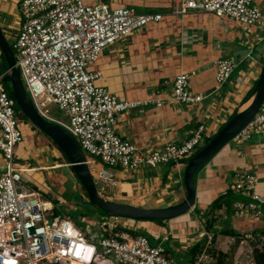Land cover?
I'll use <instances>...</instances> for the list:
<instances>
[{
	"label": "built area",
	"instance_id": "2783aa9c",
	"mask_svg": "<svg viewBox=\"0 0 264 264\" xmlns=\"http://www.w3.org/2000/svg\"><path fill=\"white\" fill-rule=\"evenodd\" d=\"M171 15L182 17L191 12L212 13L244 27L263 22L262 11L253 0H172ZM23 22L12 45L15 67L19 69L26 93L38 114L46 121L69 132L78 142L85 163L95 180L115 186L114 175L106 167L124 172L139 168L177 164L188 159L207 137L205 124L178 144L141 151L122 140L114 131L121 115L148 105L163 106L164 99L119 100L107 89L96 86L99 72L88 66L109 46L132 33L158 23L159 13L140 14L134 9H110L106 3L85 5L83 0H21ZM237 63L231 59L214 62L215 82L220 88L231 77ZM0 74V264H177L164 247L153 246L143 235L126 231L110 232L122 218L109 217L101 223V235L94 237L79 228L68 216L56 213L54 203L33 190L23 180L29 169L15 165L16 146L21 141L15 101L10 98ZM189 74L181 73L172 82L168 100L180 105H197L202 95L189 90ZM240 82V78H237ZM55 105L66 117H50L43 107ZM264 133V100L250 122L230 140L246 143ZM101 164L95 170L94 160ZM68 167V164H66ZM258 181L251 173H237L231 190L239 197L232 204L235 217L260 220L264 216V196L257 191ZM194 207L189 212H193ZM205 249L194 264H212L213 235L199 221ZM108 231V234L104 233ZM234 239H231L233 242ZM252 242L261 251L264 238L250 233L239 244ZM243 256L252 258L251 251ZM191 264V263H188Z\"/></svg>",
	"mask_w": 264,
	"mask_h": 264
},
{
	"label": "crops",
	"instance_id": "0c3cea01",
	"mask_svg": "<svg viewBox=\"0 0 264 264\" xmlns=\"http://www.w3.org/2000/svg\"><path fill=\"white\" fill-rule=\"evenodd\" d=\"M20 2L21 0H0L1 18L9 10L12 11V8L14 13H20ZM83 3L85 5L106 3L110 9L127 8L134 9L140 14L162 15L158 23L148 25L106 48L97 61L90 64L87 69L90 72H99L101 79L96 82V86L107 89L119 100L164 99L160 108L148 105L121 115L114 126V131L122 140L135 145L141 151H150L188 140L198 126L204 123L207 137L202 141L200 146L202 148L229 119L251 102L264 60V20L259 25L244 27L229 18L217 17L206 12L191 11L178 18L170 13L173 7L172 0H83ZM253 3L262 11L264 18V0H253ZM21 24L17 26L16 23H12L7 29V34H16L17 37ZM220 59L234 60L237 66L227 82L218 88L215 82L214 62ZM181 73L190 75L189 90L204 97L201 103L191 106L168 100L172 92V82ZM237 78H240V82H237ZM27 149H29L27 146L26 150L23 147L18 149L22 153L20 158L28 160ZM93 160L94 169L100 170L102 164L97 159ZM184 160L177 164H168L169 170L166 174L160 170L167 165L143 167L133 172H124L119 167H106L114 175L115 186H105L96 180L94 183L101 195H107L104 199L109 201L145 209L170 207L179 203L186 195L182 177ZM25 161L15 162V165L26 168ZM57 165L58 167H55ZM3 166L4 159L0 153V168ZM59 167L60 165L56 164L51 169L57 170ZM68 168L70 169L69 166ZM47 170L46 168L45 171L39 169L31 172L30 169L27 171L30 173L28 175H36L33 176L34 182L27 174L22 175L23 180L33 190L34 186L41 189V183L45 184L43 181L49 178L59 179L54 173L48 175ZM170 170L173 172L171 177L168 174ZM43 172L47 177L41 176ZM241 172L256 176L257 191L264 196V133L246 143L229 142L197 170L193 177L195 186L193 212L188 211L162 223H131L123 219L109 230L112 233L125 231H116L119 226L134 231L141 230L153 237V246L164 247L169 243L170 248H164L167 255L177 264L191 263L187 251L204 241V247L191 263L194 264L205 249V239L199 235L201 232L199 221L205 226L211 223L209 231L213 235L212 252L215 253V257L218 254L226 255V264H249L248 259L243 256L247 250L251 251V262L255 264L253 252L258 248L252 242L242 245L239 242L241 236L247 233L264 238V216L260 220L234 216L232 204L239 200V197L232 192L231 185L237 173ZM71 175L76 181L74 174ZM90 175L94 181V175ZM117 177L122 179L118 182ZM65 178L70 180L68 176ZM98 185L104 186L108 191L102 192ZM116 187H119L118 192L115 190ZM72 188L71 185V194H77ZM147 188L150 191H145ZM39 189L36 191L42 194ZM146 196L149 199L144 201ZM67 202L72 203L60 198L58 207L61 209V204ZM141 202H145L146 205H142ZM66 213L65 211L62 214L68 216ZM107 217L99 219L93 214V218L84 219L85 226L97 229V235L92 234L94 237L103 233L101 223ZM104 234L107 235L108 231ZM231 239H234L233 242ZM263 248L264 245L261 251ZM180 251H183L182 255H179Z\"/></svg>",
	"mask_w": 264,
	"mask_h": 264
},
{
	"label": "water",
	"instance_id": "95a60500",
	"mask_svg": "<svg viewBox=\"0 0 264 264\" xmlns=\"http://www.w3.org/2000/svg\"><path fill=\"white\" fill-rule=\"evenodd\" d=\"M0 53L5 65L0 66V74H5L3 83H9L13 100L20 112L29 123L49 138L62 152L79 185L83 188L90 207L97 209L108 217H119L134 221H169L186 214L194 206L195 186L193 177L209 159L216 155L242 128H244L258 111L264 100V60L259 78L253 89L251 102L242 111L236 113L198 152L188 160H184L183 186L186 192L184 199L176 205L160 208L145 209L125 203L104 199L97 189L85 157L76 139L63 128L44 120L35 109L31 98L25 91L19 69L15 67V60L11 48L7 44L0 28ZM16 163L22 162L16 160Z\"/></svg>",
	"mask_w": 264,
	"mask_h": 264
},
{
	"label": "rangeland",
	"instance_id": "374dc122",
	"mask_svg": "<svg viewBox=\"0 0 264 264\" xmlns=\"http://www.w3.org/2000/svg\"><path fill=\"white\" fill-rule=\"evenodd\" d=\"M13 11H14V8H12V11L9 10L4 15L3 18H1V16H0V18H1V20H0V28H1L2 32H3V34H4L5 40L7 41L8 45L11 48L12 51H13L12 45H13V43L16 40V34H14V35L9 34L8 35L7 34V32H8L7 29L9 27H11L12 23H16L17 26H19L21 24V21H23L22 15H20L21 13H19V12L18 13H14ZM0 66H4V63H3L1 58H0ZM8 84L9 83H6L4 86H7ZM9 86H10V84H9ZM43 110H44V112H46L49 116H51L53 118H56V119H59V120H66V117L62 114V112H60L58 110V108L55 105H53V104L44 106ZM18 122H20L19 119H18ZM26 126H27L26 128H28L29 130L31 129L30 128L31 127L30 124H27ZM24 137L29 142L28 143L29 145L27 147V148H29V149H27V152H28L27 159L28 160L20 158V157H22V153H20L18 151V149H20L21 147H23V149L26 150V146L24 145L23 140H22L21 144L19 143L16 146L17 153H16L15 158H14L15 160L21 159V161H23V162L26 160L25 161L26 169L28 168L29 170L31 169L32 171H37L39 169H41V170L43 169L45 171V169L47 168L48 170H47L46 173H48V175H51V174H53L52 172L57 171L61 175L64 174L65 177L68 176L70 180H67V181L69 183L71 181L73 184L72 183L71 184L66 183L65 186L66 187H71V185H72V187H73L72 191L73 192H76L81 197H85L86 196V194L79 188L78 184H76V181L74 180L73 176L71 175L72 173H71L70 169L66 166L67 163L65 162V160H64L62 154L60 153V151L58 150L57 146L49 138L44 136V134L42 132L38 131L37 129L33 130V132L30 131L29 134L27 133ZM205 143H208V142L206 141ZM205 143H203V145ZM238 144H242V143H238ZM200 149L201 148H199L198 150H200ZM83 155H84L85 158H87V156H88L86 153H84ZM56 164H59L60 167L57 170H54L56 168L51 169ZM22 165H23V163H22ZM55 167H58V165L55 166ZM168 167H169V165L162 167V169L160 170L161 173L166 174L167 171L169 170ZM168 174H169V177H171V175H173V172L170 170ZM43 175H44V177H47L44 174V172H43V174H41V176H43ZM31 176L32 175L29 176L27 174V177H30L32 179V182H34L33 176L36 177V175H33L32 177ZM182 177H183V173H182ZM121 179H122L121 177H117L116 180L119 182ZM43 182L45 183V181H43ZM29 183H31V182H29ZM98 187L102 190V192L108 191L104 186L98 185ZM40 188L42 190L47 191V192H49L50 189H51L49 185H46V184L43 185L42 183L40 185ZM115 190H116V192H118L119 187H116ZM145 191H150V189L147 188ZM101 196L103 198H106L107 195L104 194V195H101ZM183 197L180 199V201L183 199ZM147 199H149L148 196H146L144 198V201H147ZM144 203L145 202H141L142 205H146ZM61 207L66 212H71V213L77 214L76 213L77 212L76 206L73 203L67 202V203L61 204ZM93 214H96V216L99 219H101L103 217L101 213H99L98 211H94L93 210V211L88 213L89 218H91V217L93 218ZM107 218H109V217H107ZM82 228H83L84 231H87L89 234L97 235L96 234L97 233V229H94L93 227L83 225ZM169 246H170L169 243L164 245V247H167V248H170ZM182 253H183V251H180L179 255H182ZM247 262L249 264H252L251 259H248Z\"/></svg>",
	"mask_w": 264,
	"mask_h": 264
},
{
	"label": "trees",
	"instance_id": "16d2710c",
	"mask_svg": "<svg viewBox=\"0 0 264 264\" xmlns=\"http://www.w3.org/2000/svg\"><path fill=\"white\" fill-rule=\"evenodd\" d=\"M0 58L2 59L4 65H5V61H4V58H3V56H2L1 53H0ZM3 84L5 85L6 83H3ZM4 87L6 89V92H7L8 96L13 99L12 92H11V88H10L9 84L7 86H4ZM14 110H15V116L21 122V125L20 126L18 124V129L21 132V141H20V144L22 143V140H23L24 145L28 147V145H29L28 143L29 142H28V140L25 139L24 136L27 133L29 134L30 131L33 132V130H36V128H34L33 126L30 127L31 128L30 130L28 128H26L27 127L26 125L27 124H30V123L27 120V118L20 112V109L18 108V106L16 105V103L14 105ZM209 141H210V139L208 140V142ZM62 156H63L65 162L68 163L63 154H62ZM37 171H39V170H37ZM52 173H54V175H58V177H59L58 180L57 179H52V178L51 179L49 178V179L45 180V184L46 185H49L50 188L52 189V191L50 189V191L47 193L45 190L36 188V186H34L33 188L35 190H38V189L41 190V192H42L41 195L43 197H45V198L53 201L55 207H57L56 208V213H59V212L64 213V209H62V208L60 209L58 207V200H60V198H61V199H64L65 201H71L76 206V210H77L76 213L78 215L77 214H74V213H71V212H67L66 214L81 229H83L82 227H83V225H85V222H86V221H84V219L86 217H89L88 216V213L91 212V211H93V210L94 211H98L99 213H101L103 217H107L101 211L90 207V205L87 202L86 196L84 198V197H81V196H79L77 194H71V191H70V188L71 187H66L65 186V184L66 183H69V182L66 180V178H65V176L63 174L61 175L57 171H54ZM25 174H30V173H28V172L27 173H23V175H25ZM41 174H43V173H41ZM75 179H76V177H75ZM76 181H77V179H76ZM77 183L79 185V182L78 181H77ZM80 188L84 192V190H83V188L81 186H80ZM61 189H63V191H61L62 193L60 192ZM52 192H53V194H52ZM54 197L57 198L58 200H56ZM125 221L131 222V223H133V222H141V223H147V222H149V221H134V220H127V219H125ZM153 222L162 223L163 221H152L150 223H153ZM205 228H206L207 231H209L211 229V223H207L206 226H205ZM117 230H125V231H128L133 236H135V235H143V236L147 237L149 239L150 244L153 245V237L151 235H148L144 231H141V230H138V231L129 230V229H126V228L120 227V226L116 229V231ZM203 247H204V241H203V243L200 242V243L195 244L193 247H191L187 251V256L189 257V259H188L189 262H191V263L194 262L196 256L200 253V251L202 250ZM253 248H255V247H253ZM212 253L215 255L214 252H212ZM253 254H254L253 255L254 256L253 260H254V263L255 264H264V248L262 249V251H259L258 249H254ZM226 259H227V256L226 255L218 254L217 257H216L215 263H212V264H226Z\"/></svg>",
	"mask_w": 264,
	"mask_h": 264
},
{
	"label": "flooded vegetation",
	"instance_id": "af4514ba",
	"mask_svg": "<svg viewBox=\"0 0 264 264\" xmlns=\"http://www.w3.org/2000/svg\"><path fill=\"white\" fill-rule=\"evenodd\" d=\"M21 125V122H19V126Z\"/></svg>",
	"mask_w": 264,
	"mask_h": 264
},
{
	"label": "bare ground",
	"instance_id": "6f19581e",
	"mask_svg": "<svg viewBox=\"0 0 264 264\" xmlns=\"http://www.w3.org/2000/svg\"><path fill=\"white\" fill-rule=\"evenodd\" d=\"M31 172H33V171L31 170Z\"/></svg>",
	"mask_w": 264,
	"mask_h": 264
}]
</instances>
